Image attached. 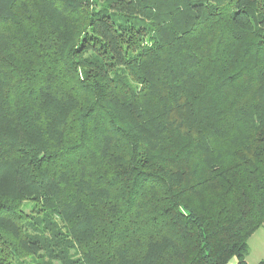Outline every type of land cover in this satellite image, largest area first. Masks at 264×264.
<instances>
[{
    "label": "trees",
    "instance_id": "1",
    "mask_svg": "<svg viewBox=\"0 0 264 264\" xmlns=\"http://www.w3.org/2000/svg\"><path fill=\"white\" fill-rule=\"evenodd\" d=\"M261 226L264 0H0V264H249Z\"/></svg>",
    "mask_w": 264,
    "mask_h": 264
},
{
    "label": "rangeland",
    "instance_id": "2",
    "mask_svg": "<svg viewBox=\"0 0 264 264\" xmlns=\"http://www.w3.org/2000/svg\"><path fill=\"white\" fill-rule=\"evenodd\" d=\"M32 203L26 201L22 204V209L26 212L30 211ZM249 254L246 257L249 264H258L259 262L264 263V226H261L256 230L248 240ZM24 262L29 264L31 261L25 258Z\"/></svg>",
    "mask_w": 264,
    "mask_h": 264
}]
</instances>
